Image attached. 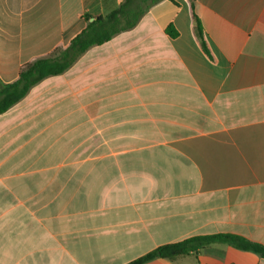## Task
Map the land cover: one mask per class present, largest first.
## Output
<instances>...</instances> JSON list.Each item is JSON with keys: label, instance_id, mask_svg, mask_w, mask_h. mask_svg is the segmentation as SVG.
<instances>
[{"label": "crops", "instance_id": "0c3cea01", "mask_svg": "<svg viewBox=\"0 0 264 264\" xmlns=\"http://www.w3.org/2000/svg\"><path fill=\"white\" fill-rule=\"evenodd\" d=\"M124 1L0 0V81ZM222 234L264 246V0H159L0 114V264H128Z\"/></svg>", "mask_w": 264, "mask_h": 264}, {"label": "trees", "instance_id": "16d2710c", "mask_svg": "<svg viewBox=\"0 0 264 264\" xmlns=\"http://www.w3.org/2000/svg\"><path fill=\"white\" fill-rule=\"evenodd\" d=\"M159 0H125L118 9L105 17H98L94 21L86 16L87 28L78 35L64 50H59L55 57L39 59L27 64L20 72L17 81L4 84L0 81V114L8 111L19 103L28 92L39 82L50 76L63 74L80 56L93 46L104 44L114 36L133 29L150 4ZM196 32L203 39L201 22L195 17ZM169 33H175L169 29ZM205 48V44L203 43ZM213 244L232 246L238 250L250 251L264 258V246L235 235H213L194 237L178 243L161 246L152 252L128 263L146 264L157 259L175 261L179 258L196 255L202 249Z\"/></svg>", "mask_w": 264, "mask_h": 264}, {"label": "water", "instance_id": "95a60500", "mask_svg": "<svg viewBox=\"0 0 264 264\" xmlns=\"http://www.w3.org/2000/svg\"><path fill=\"white\" fill-rule=\"evenodd\" d=\"M90 21H94V19L92 18Z\"/></svg>", "mask_w": 264, "mask_h": 264}]
</instances>
